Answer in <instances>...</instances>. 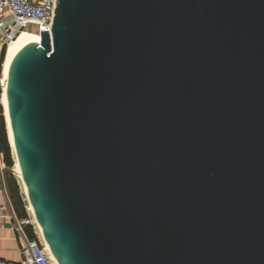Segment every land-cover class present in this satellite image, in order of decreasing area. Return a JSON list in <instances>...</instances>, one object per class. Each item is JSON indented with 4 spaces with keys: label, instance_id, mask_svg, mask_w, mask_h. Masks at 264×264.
<instances>
[{
    "label": "water",
    "instance_id": "water-1",
    "mask_svg": "<svg viewBox=\"0 0 264 264\" xmlns=\"http://www.w3.org/2000/svg\"><path fill=\"white\" fill-rule=\"evenodd\" d=\"M6 99L57 264H264V0H55Z\"/></svg>",
    "mask_w": 264,
    "mask_h": 264
},
{
    "label": "built area",
    "instance_id": "built-area-1",
    "mask_svg": "<svg viewBox=\"0 0 264 264\" xmlns=\"http://www.w3.org/2000/svg\"><path fill=\"white\" fill-rule=\"evenodd\" d=\"M55 0H0V44L7 47L8 44L24 29L34 28L39 34L40 30L50 32V26L54 19ZM1 77V75H0ZM3 85L0 83V116H3L2 108ZM12 154V151H11ZM0 152V171L6 166ZM13 168V167H12ZM14 175V173L12 172ZM22 202L27 210V203L24 195ZM28 213V211H26ZM0 217H9L15 221L14 229L19 235V254L18 264H52L50 253L44 246L43 241L36 235L35 239L30 240L24 231L27 224H31L29 217L19 219L15 210L7 198L6 202L0 205ZM33 226V225H32ZM0 264H13L0 259Z\"/></svg>",
    "mask_w": 264,
    "mask_h": 264
},
{
    "label": "bare ground",
    "instance_id": "bare-ground-1",
    "mask_svg": "<svg viewBox=\"0 0 264 264\" xmlns=\"http://www.w3.org/2000/svg\"><path fill=\"white\" fill-rule=\"evenodd\" d=\"M27 30L28 29H24L20 33H18L17 36L8 44V47L6 49L5 60H4V63L2 65V68H3L2 74L3 75L1 74V77H0L1 83L3 85L2 103H3V107H4V116H5V121H6L5 125L7 127L6 131L8 134L9 143L11 146V151L13 153L12 157L14 156V159H15V165L13 167L14 175L16 174V176L18 177V179L21 182V184H20L19 180L17 179V181L20 185L21 192L23 193L25 200L27 202V211H28V215L30 217L31 223L34 224V226H35L36 230L39 232V234L37 232L36 233L38 234V236L43 241L44 246L47 249V251L50 253L51 259H52V264H57L54 256L52 255L50 249L48 248V245L45 243V241L41 235L39 224H38V222H37V220L33 214V210L31 208L29 201H28L26 188H25V185H24L22 178H21V172H20V168H19V164H18L17 154H16L14 141H13V137H12V132H11V128H10V123H9V115H8V107H7V99H6V77H7V70H8L9 64L11 62L12 57L15 55V53L25 43H27L29 41H37L38 42L40 40V34L36 30H35L36 33H32V32H29V30L28 31Z\"/></svg>",
    "mask_w": 264,
    "mask_h": 264
},
{
    "label": "crops",
    "instance_id": "crops-1",
    "mask_svg": "<svg viewBox=\"0 0 264 264\" xmlns=\"http://www.w3.org/2000/svg\"><path fill=\"white\" fill-rule=\"evenodd\" d=\"M9 174L12 173L9 171H0V205L5 203L7 198L10 200L7 190V176ZM32 225L35 228L33 223ZM14 226L15 221L13 219H10L9 217H0V259L13 264H18L20 260L19 235L15 231ZM36 232L39 234L37 230Z\"/></svg>",
    "mask_w": 264,
    "mask_h": 264
},
{
    "label": "trees",
    "instance_id": "trees-1",
    "mask_svg": "<svg viewBox=\"0 0 264 264\" xmlns=\"http://www.w3.org/2000/svg\"><path fill=\"white\" fill-rule=\"evenodd\" d=\"M6 47L2 49L1 56L4 55ZM0 152L3 154V160L6 167H12L13 161L11 158L10 148L7 141V135L5 131V122L2 116H0ZM7 190L10 197L11 204L15 210V213L19 219H26L27 213L24 208V203L22 202L20 193H19V187L16 182V179L9 174L7 176ZM24 231L26 236L32 240L36 238V235L34 233L33 226L31 224H27L24 227Z\"/></svg>",
    "mask_w": 264,
    "mask_h": 264
},
{
    "label": "rangeland",
    "instance_id": "rangeland-1",
    "mask_svg": "<svg viewBox=\"0 0 264 264\" xmlns=\"http://www.w3.org/2000/svg\"><path fill=\"white\" fill-rule=\"evenodd\" d=\"M28 31V30H27ZM29 32H32V33H36L35 32V29L34 28H31V29H29ZM8 47V46H7ZM7 47H6V49H7ZM4 47H2L1 46V44H0V75L3 73V68H2V65H3V63H4V60H5V54H6V49H5V52H4V55L3 56H1V53H2V49H3ZM3 75V74H2ZM2 112H3V119H4V122L6 123V121H5V116H4V109L2 108ZM5 131H6V125H5ZM6 135H7V131H6ZM7 141H8V144H9V148H10V153H11V146H10V143H9V138H8V135H7ZM13 154V153H12ZM12 154H11V158H12V161H13V166L12 167H14V165H15V159H14V156L12 157ZM14 173V172H13ZM12 175V174H11ZM15 179H16V182H17V184H18V187H19V193H20V196H22L23 195V193L21 192V189H20V185H19V183L21 184V182H20V180L18 179V177L16 176V174L15 175H12ZM17 177V178H16ZM17 179L19 180V183H18V181H17ZM21 199H22V197H21ZM23 201V200H22ZM24 203V202H23ZM27 203V202H26ZM24 205H25V203H24ZM25 211H27L26 210V208H25ZM27 216L29 217V215H28V213H27ZM30 218V217H29ZM34 229V228H33Z\"/></svg>",
    "mask_w": 264,
    "mask_h": 264
}]
</instances>
